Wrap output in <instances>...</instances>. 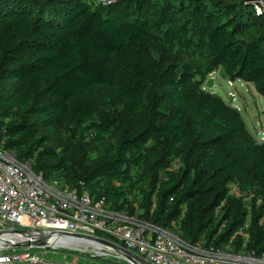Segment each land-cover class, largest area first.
<instances>
[{"label":"trees","instance_id":"obj_1","mask_svg":"<svg viewBox=\"0 0 264 264\" xmlns=\"http://www.w3.org/2000/svg\"><path fill=\"white\" fill-rule=\"evenodd\" d=\"M258 1L0 0V147L44 181L189 244L261 256L264 141L202 89L221 68L264 98ZM186 4L178 30L203 39L205 55L155 56L145 14Z\"/></svg>","mask_w":264,"mask_h":264},{"label":"built area","instance_id":"obj_2","mask_svg":"<svg viewBox=\"0 0 264 264\" xmlns=\"http://www.w3.org/2000/svg\"><path fill=\"white\" fill-rule=\"evenodd\" d=\"M103 6L118 0H88ZM258 14L264 12V2L254 3ZM236 194L235 189L231 190ZM17 230L32 231L35 236L49 233L96 237L112 242L135 254L148 264H264V253L243 250L234 254L228 250L204 248L183 241L178 234L153 223L111 210L104 198L79 194L58 183L44 181L36 175L29 163H20L11 152L0 147V233ZM107 237L108 239L103 238ZM12 243L20 238L11 236ZM64 238V237H59ZM50 240L49 246L53 245ZM65 239V238H64ZM45 250L44 248H40ZM39 249V250H40ZM0 264H74V257L67 252L49 254L31 253V249L16 252L0 242ZM87 264V263H83Z\"/></svg>","mask_w":264,"mask_h":264},{"label":"rangeland","instance_id":"obj_3","mask_svg":"<svg viewBox=\"0 0 264 264\" xmlns=\"http://www.w3.org/2000/svg\"><path fill=\"white\" fill-rule=\"evenodd\" d=\"M189 1L193 0H188V3ZM192 3L197 4V2ZM187 5L189 4L185 5V8L182 9L180 14L175 11L165 13V15L162 17V15L158 16L160 12L157 11V9H150L148 13L145 14L153 25L150 49L155 56L163 53L165 55L170 54L172 57L177 56L182 58L186 56L190 57L191 59H197L200 57L202 58L203 55H205L206 51L203 39H201L200 45L190 44V41L187 39L190 35V32L182 33L178 30L181 24L189 23L188 11L190 10L187 8ZM163 18L168 20L165 25L162 24ZM181 39L184 40L183 44L186 48L180 44ZM208 80L212 81V88L206 87V82ZM202 89L220 97L226 104L237 110L246 126L247 131L252 135L255 141L258 143H262L264 141V98L257 93L252 85L240 81H231L228 79L223 69L213 68L207 74L205 78V85ZM134 197H131L132 201ZM134 202L135 203L132 206L135 211H137L139 210V201L135 200ZM24 251L25 250L23 249L16 250V252ZM29 251L35 254H44L46 252L45 250L41 249H31ZM83 251L88 255H95V253H109L105 249L95 247ZM10 252V250L0 251V255ZM57 252L62 253L63 251L57 250ZM48 253L49 254L46 255V258H49V256H51V254L54 252L50 250ZM66 254L68 256L71 255L74 257V264H102L92 260L91 258H86L85 256L83 257L81 254H76V256L75 254L73 255L71 253Z\"/></svg>","mask_w":264,"mask_h":264},{"label":"water","instance_id":"obj_4","mask_svg":"<svg viewBox=\"0 0 264 264\" xmlns=\"http://www.w3.org/2000/svg\"><path fill=\"white\" fill-rule=\"evenodd\" d=\"M213 83L211 80L206 82L207 88H212ZM18 237L20 241L12 243L7 237ZM64 237L68 241H80L85 243H91L95 245H100L103 248L109 250L110 254H95V255H88L85 254L84 251H81L76 248H69L62 246L60 248H54L49 246L50 240L53 238ZM0 242L5 243L9 248L12 249H40L44 248L47 251L50 250H61L71 254H81L83 257L91 258L92 260L102 263V264H148L140 257L136 256L133 253H130L118 245L109 242L104 239L96 238V237H87L81 235H64L60 233H49V234H35L32 231H24V230H17L8 233H0Z\"/></svg>","mask_w":264,"mask_h":264},{"label":"bare ground","instance_id":"obj_5","mask_svg":"<svg viewBox=\"0 0 264 264\" xmlns=\"http://www.w3.org/2000/svg\"><path fill=\"white\" fill-rule=\"evenodd\" d=\"M7 239L10 240L11 238L8 236ZM53 245L60 246V247H62V246L66 247L67 246L69 248H76V249H79L81 251L95 247V248L105 249L107 252H109L108 249L103 248L100 245H95V244L85 243V242H80V241H68L64 238H59V239L54 240ZM95 254H98V253H95ZM104 255H107V254H104Z\"/></svg>","mask_w":264,"mask_h":264},{"label":"crops","instance_id":"obj_6","mask_svg":"<svg viewBox=\"0 0 264 264\" xmlns=\"http://www.w3.org/2000/svg\"><path fill=\"white\" fill-rule=\"evenodd\" d=\"M92 262H94V261H92ZM89 264V263H88ZM90 264H93V263H90Z\"/></svg>","mask_w":264,"mask_h":264}]
</instances>
